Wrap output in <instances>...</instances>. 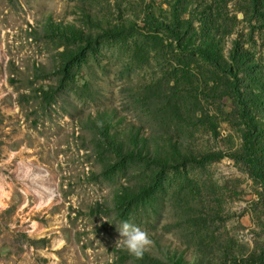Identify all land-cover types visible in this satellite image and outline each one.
I'll return each instance as SVG.
<instances>
[{
  "label": "rangeland",
  "instance_id": "obj_1",
  "mask_svg": "<svg viewBox=\"0 0 264 264\" xmlns=\"http://www.w3.org/2000/svg\"><path fill=\"white\" fill-rule=\"evenodd\" d=\"M61 22L91 33L64 79L59 52L76 42L51 33ZM119 22L125 34H104ZM180 31L212 39L228 66ZM101 112L179 153L115 165L88 126ZM247 128L264 170V0H0V264H152L146 253L173 248L194 264H243L264 244V186L239 156ZM124 221L153 241L142 259L115 245Z\"/></svg>",
  "mask_w": 264,
  "mask_h": 264
},
{
  "label": "trees",
  "instance_id": "obj_2",
  "mask_svg": "<svg viewBox=\"0 0 264 264\" xmlns=\"http://www.w3.org/2000/svg\"><path fill=\"white\" fill-rule=\"evenodd\" d=\"M85 17L90 23H93L91 15L89 13L85 14ZM148 25L151 28H158L162 26V23L153 17L146 16ZM124 22L114 23L109 27L103 29L106 35H117L123 34L127 28ZM51 33L56 36L65 38L72 42H76L73 47H65L59 53V63L56 67L57 71L60 73L62 79L67 78V74L70 67L78 62L84 55L86 47L90 43L91 33L90 31H85L81 27L75 26L71 22H61L53 23L49 25ZM125 34V33H124ZM181 45L190 46L192 50L197 52L203 59L213 64L214 66H219L222 69L224 66H228L227 62L222 57V52L217 48V44L208 37H198L195 33H186L185 31L179 32ZM183 35V36H182ZM178 37V36H177ZM236 49L229 55V58L233 60L235 66L238 65L239 56ZM44 71L43 66L37 68V71L41 73ZM48 72V71H47ZM45 74V73H44ZM48 74V73H47ZM233 80L231 79L228 84L227 91L233 98H235L237 104L241 107L247 104V99L238 90V79L236 78V73H232ZM11 79V78H9ZM12 80V79H11ZM35 91L40 90L43 97L50 95L49 91L36 87ZM33 91V90H32ZM33 91L34 96L36 93ZM26 93L19 92L17 94L18 101L26 100ZM88 126L92 134V139L94 142L101 147L103 151L107 154L114 155V164L117 165L126 158H145L148 162L166 164L170 157H174V153H179L178 149L172 147L170 153L163 155L156 151L146 135L140 132L139 125H136L132 121H126L124 123H118L114 125L111 119L104 113L97 114L95 117H91L88 120ZM250 129L247 128L246 133L242 134V139L244 141L242 150L239 152L240 160L246 165L249 173L255 176L264 186V170L260 169V163L257 160L256 150L248 146L247 142L252 138ZM177 150V151H176ZM174 152V153H173ZM176 153V154H177ZM190 156V155H189ZM220 156V151H208L199 154V157L205 159H215ZM126 197H131L132 190H127ZM164 258L157 257L152 253H146L147 260L152 264H194L190 261V258L184 256L183 250L173 248L167 252H162ZM243 264H263L264 263V244H257L252 251L249 252L245 257L241 258Z\"/></svg>",
  "mask_w": 264,
  "mask_h": 264
},
{
  "label": "clouds",
  "instance_id": "obj_3",
  "mask_svg": "<svg viewBox=\"0 0 264 264\" xmlns=\"http://www.w3.org/2000/svg\"><path fill=\"white\" fill-rule=\"evenodd\" d=\"M118 232L119 239L115 242V245L137 260L142 259L145 252L153 244L145 230L128 221L122 222Z\"/></svg>",
  "mask_w": 264,
  "mask_h": 264
}]
</instances>
